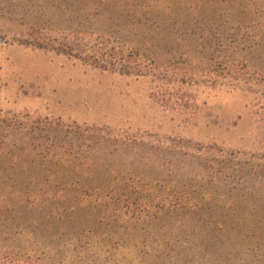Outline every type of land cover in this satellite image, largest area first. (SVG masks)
Listing matches in <instances>:
<instances>
[{
	"label": "rangeland",
	"instance_id": "374dc122",
	"mask_svg": "<svg viewBox=\"0 0 264 264\" xmlns=\"http://www.w3.org/2000/svg\"><path fill=\"white\" fill-rule=\"evenodd\" d=\"M71 5L0 0V118L28 114L76 131L62 157L21 147L13 137L0 142V264H264V184L247 180L210 204L200 192L196 214L153 218L149 210L146 220L135 216L141 192L156 189L150 182L166 190L175 184L213 193L235 188L221 189L220 181L189 184L193 166L173 155L169 138L264 151L253 97L214 87L216 75L198 76L210 69L202 36L215 38L226 4L201 0L188 7L194 27L188 34L174 27L171 14L164 16L171 27L163 33L157 26L121 27L119 41L138 43L148 63L155 54L162 57L176 80L167 88L154 77L111 73L9 43L43 30L70 40L77 38L70 29L124 24L114 15L85 19ZM246 60L253 71L264 70V41Z\"/></svg>",
	"mask_w": 264,
	"mask_h": 264
},
{
	"label": "trees",
	"instance_id": "16d2710c",
	"mask_svg": "<svg viewBox=\"0 0 264 264\" xmlns=\"http://www.w3.org/2000/svg\"><path fill=\"white\" fill-rule=\"evenodd\" d=\"M65 1H71L73 10L78 7V11L85 19L90 16L114 15L119 21L124 20V24H119L118 28L110 26V28L100 27L96 30L94 28V30L81 31L70 29L67 34L72 33V36L77 37L66 36L70 40L63 35L47 34L43 30V35L30 33L25 36V34L9 43L73 58L111 73L154 77L166 88L170 83H175L176 80L169 78V70L165 69L166 64L162 62L160 55L155 54L152 59H148V63L138 43L126 44L119 41L118 36L123 32L121 27H129L128 24L132 27L157 26L163 33L171 27L163 20L166 14H171L170 19L174 20V27L188 34L194 27L191 26L185 12L188 7H199L201 0H195L193 3L189 0ZM220 3H225L228 9L227 14L224 15L226 21L217 26L215 38L210 33H207V37L202 36L209 47L210 55L206 54V57L210 69L198 76L203 78L216 75L219 81L212 82L214 87L217 85L227 87L253 97V107L257 111L256 114H259L258 118L262 126L259 129L264 138V70L253 71L246 60V56L258 50L264 41V23L261 20L264 16V0H220ZM109 36L110 38H107ZM113 36L116 38H112ZM193 36L196 44H200L199 34L194 33ZM183 38L180 37L179 41L183 42ZM196 77L195 75L191 78L196 80ZM180 80L182 83L185 82L181 78ZM68 127L59 120L50 118H37L28 114L12 115L0 118V142L13 137L24 142L21 147L26 148L30 144L29 147H34L36 153H43L44 156L53 153L52 155L62 157L75 143L76 131H66L65 128ZM90 131L95 133V130ZM61 133L65 135L62 136ZM168 141L172 145L170 147L173 149V155L184 158L189 168L194 167H192L193 176L187 180L189 184L193 185L196 181H200L204 186H214L220 181L221 189L224 185H234L235 188L216 190L213 193L203 187H181L175 184L166 190L162 188V182H150L149 186L153 185L152 188L156 189L141 192L144 201L140 202L138 206L140 211L135 215L138 221L146 220L148 216L146 213L149 210L155 211L151 216L153 218H158L159 214L164 212L174 215L196 214L200 208L196 204L199 203L197 195L203 191L206 193L201 200L205 199L210 204L216 199H222L221 196L225 193L234 194L233 190L242 189L243 183H247V180H252L254 184H264V151L228 150L217 144L196 143L184 138H169ZM21 147H18L17 143L13 144L15 149H24ZM127 196H124V204H128L130 195ZM245 223L246 220L243 221V224Z\"/></svg>",
	"mask_w": 264,
	"mask_h": 264
}]
</instances>
